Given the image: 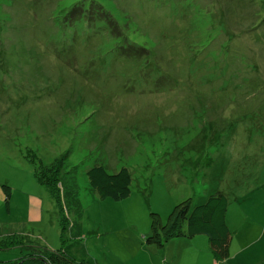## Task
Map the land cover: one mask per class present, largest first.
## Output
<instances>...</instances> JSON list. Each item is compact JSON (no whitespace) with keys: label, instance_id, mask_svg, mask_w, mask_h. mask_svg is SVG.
<instances>
[{"label":"rangeland","instance_id":"1","mask_svg":"<svg viewBox=\"0 0 264 264\" xmlns=\"http://www.w3.org/2000/svg\"><path fill=\"white\" fill-rule=\"evenodd\" d=\"M79 1L0 0V264H218L206 235L148 240L152 213L216 191L231 255L257 241L264 0H84L103 29L65 18ZM97 164L130 196L102 199Z\"/></svg>","mask_w":264,"mask_h":264},{"label":"trees","instance_id":"2","mask_svg":"<svg viewBox=\"0 0 264 264\" xmlns=\"http://www.w3.org/2000/svg\"><path fill=\"white\" fill-rule=\"evenodd\" d=\"M87 9L88 5L84 0H81L68 12L65 18L68 19L74 16V19L76 21L79 20L82 24L88 22L89 25L94 24V26L96 25L101 29L110 26L109 24H100L99 20L101 19L107 18L108 23H115V19L111 17L107 10L100 11L103 14L105 13L107 17L95 18V16L91 17L88 14ZM37 174L42 184H44L43 178L39 173ZM87 177L90 185L102 199L122 200L131 194L132 175L128 167L123 166L116 172L111 173L103 165L97 164L88 170ZM56 178L58 179L57 175L54 179ZM6 190L9 195V187ZM229 204L228 196L222 191H216L201 204L192 206L190 200L177 204L165 224H162L158 214L152 213V234L148 237V240L157 243L160 247H165L173 236L193 237L206 235L216 263L264 264V231L257 241L243 248L235 255H231L232 232L227 223ZM45 249V251L30 252L33 262L36 261L39 264H60L64 262L62 260H66L63 252ZM30 256L19 260L17 264H36L29 261Z\"/></svg>","mask_w":264,"mask_h":264},{"label":"crops","instance_id":"3","mask_svg":"<svg viewBox=\"0 0 264 264\" xmlns=\"http://www.w3.org/2000/svg\"><path fill=\"white\" fill-rule=\"evenodd\" d=\"M243 248H245V247H242L240 250H242ZM240 250H239V251H240ZM239 251H238V252H239ZM235 254H236V253H235Z\"/></svg>","mask_w":264,"mask_h":264}]
</instances>
